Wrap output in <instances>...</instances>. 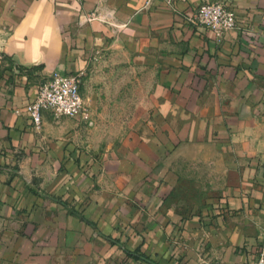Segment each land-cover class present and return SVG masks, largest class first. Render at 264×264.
<instances>
[{
	"label": "crops",
	"instance_id": "1",
	"mask_svg": "<svg viewBox=\"0 0 264 264\" xmlns=\"http://www.w3.org/2000/svg\"><path fill=\"white\" fill-rule=\"evenodd\" d=\"M223 1L218 38L185 16ZM136 70L150 113L114 159L84 120L26 112L54 71ZM85 85V89H84ZM150 95V96H149ZM264 0H0V264H250L264 237ZM261 150L262 152H259ZM218 162L222 193L182 213L174 159ZM212 207V205H209Z\"/></svg>",
	"mask_w": 264,
	"mask_h": 264
},
{
	"label": "rangeland",
	"instance_id": "2",
	"mask_svg": "<svg viewBox=\"0 0 264 264\" xmlns=\"http://www.w3.org/2000/svg\"><path fill=\"white\" fill-rule=\"evenodd\" d=\"M138 76L140 74L127 62H115L108 58L98 62L89 73V91L96 92L103 104L99 105L100 109L92 111L91 122H84L88 137L84 144L101 162L114 159L119 149L125 146L128 134L140 128L130 125L129 119L150 113L145 106L144 90H151L153 81L151 77L146 79L147 87L143 85L141 93ZM260 131L264 137V128ZM258 151H264V144L263 150ZM171 161L177 174L173 196L178 200L182 213L188 215L194 211L203 213L209 209H220L213 204L223 191L217 161L211 163L205 159L186 157Z\"/></svg>",
	"mask_w": 264,
	"mask_h": 264
},
{
	"label": "built area",
	"instance_id": "3",
	"mask_svg": "<svg viewBox=\"0 0 264 264\" xmlns=\"http://www.w3.org/2000/svg\"><path fill=\"white\" fill-rule=\"evenodd\" d=\"M185 19L196 27L209 29L218 38L238 28L235 12L223 1L202 3ZM83 77L82 72L54 71L49 79L40 84L34 100L26 107L33 124L39 127L46 111L56 119L72 117L91 122L92 112L82 93ZM250 264H264V237L257 256Z\"/></svg>",
	"mask_w": 264,
	"mask_h": 264
}]
</instances>
